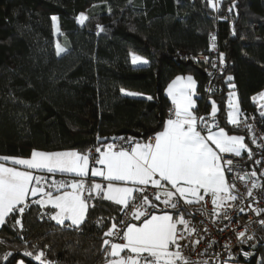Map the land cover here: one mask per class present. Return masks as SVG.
<instances>
[{"label":"trees","instance_id":"16d2710c","mask_svg":"<svg viewBox=\"0 0 264 264\" xmlns=\"http://www.w3.org/2000/svg\"><path fill=\"white\" fill-rule=\"evenodd\" d=\"M82 12L88 19L80 25ZM211 41L227 63L222 72L195 60ZM57 45L64 49L59 56ZM132 53L148 63L133 65ZM178 74L196 81L193 113L244 134L251 152L246 133L227 122V101L235 91L241 112L260 116L253 97L264 90V0H0V157L85 152L122 134L146 141L163 127L165 88ZM90 193L79 226L57 224L53 208L31 198L23 215L20 207L8 214L0 226V264H40V253L53 264L106 262L104 231L120 208ZM256 238L264 264V225Z\"/></svg>","mask_w":264,"mask_h":264},{"label":"snow or ice","instance_id":"6c2138e0","mask_svg":"<svg viewBox=\"0 0 264 264\" xmlns=\"http://www.w3.org/2000/svg\"><path fill=\"white\" fill-rule=\"evenodd\" d=\"M232 7L235 8L237 5L233 3ZM231 10L230 8L229 11ZM51 19L53 26L56 27L57 17L53 16ZM76 19L80 25H83L88 17L80 13ZM63 51L64 49L57 45V55L59 56ZM223 60L224 57L221 54V63ZM131 62L133 65L148 63L147 60L136 55L131 57ZM228 79L232 80V77ZM195 89L196 82L191 75L186 78L176 76L167 85L166 93L174 106L172 116L164 123L163 130L149 137L147 142H134V138H121L129 147L110 143L103 149L96 148L95 151L99 154L96 164L101 167H92L91 176L102 177L104 181H107V187L105 189L100 183H95L92 185V191L96 196L102 194L104 200L123 206V209L130 211L133 220L140 222L134 224L125 220L120 221L121 224L126 225L120 237L123 243H113L108 239L103 241L104 245L110 244L111 249L107 252V255L111 257L107 264H191V261L183 255V250L189 247L188 244L181 243L186 237L183 231H178V225H183L187 230L189 222L183 215L178 214L174 217L168 213L157 215L155 212H150V208L158 206L149 200L147 186L151 185L153 189H164L166 183L179 194V197L195 198L194 200L185 199L186 204L203 199L200 195L201 190L205 194H211L213 205L223 202L224 197L220 195L221 193L228 192L230 199H236L230 193V187L234 186H229L225 182L220 163L222 157L211 145H215L219 153L234 154L239 157L241 150L246 149L244 138L228 135L222 127L214 131L203 117H196L192 111L195 107L192 99ZM121 91L125 95H136V93L125 92L124 89ZM234 96L235 93H230V98ZM147 99L152 100L153 97L148 96ZM230 108L228 122L237 125L239 121L234 113L238 114L239 109L231 99ZM216 112L217 107L213 104L212 115L215 116ZM260 116L264 117V111L260 112ZM198 121L207 129L206 135L198 129ZM249 156L251 157L250 151ZM91 158V155L77 151L37 150L31 152L30 158L0 157L2 161H10L12 165L25 169L7 167L4 163H0V224L5 222L7 214L14 213L19 205L25 204L29 193L32 196L39 193L42 197H47L46 203L57 210L51 216L57 224L63 225L65 221H70L73 226L81 225L86 218L87 200L92 195L89 193V196L85 197L84 182L73 180L70 184L61 183L56 186L54 181L53 186L59 193L54 195L51 191L44 189L41 185L42 177L34 175V171H46L50 174L70 173L77 177H85L90 168ZM227 163L230 165L231 160ZM255 174L252 173V175ZM62 189L65 190L62 191ZM175 193L166 189L162 193L155 192V200L161 201L165 207L178 209L179 202L172 200ZM161 195L164 197L163 200ZM37 203L43 205L45 201L40 200ZM18 210L23 215L24 208L20 207ZM16 223L19 224L20 221L17 220ZM115 234L116 224L113 223L105 235ZM244 236V232L238 234V237ZM173 248L175 250H171ZM125 250L129 254L122 256ZM23 255L31 257L33 253L25 252ZM42 256L43 253L35 255V260L40 264H44Z\"/></svg>","mask_w":264,"mask_h":264},{"label":"built area","instance_id":"2783aa9c","mask_svg":"<svg viewBox=\"0 0 264 264\" xmlns=\"http://www.w3.org/2000/svg\"><path fill=\"white\" fill-rule=\"evenodd\" d=\"M211 37L212 32L208 33ZM207 57V59H206ZM195 60L207 68L209 71H224L227 68V63L220 61L218 47L211 41L209 49L206 52H201L195 55ZM215 65V67H213ZM209 72V73H210ZM207 89L209 83L204 85ZM174 108L170 105L165 109V119L172 116ZM195 115V114H194ZM198 118L200 116L195 115ZM213 130L221 127L218 118L211 120L205 119ZM239 123L235 125L238 131L245 132L252 142L251 157H244L242 154L236 157L234 154H223L220 163L226 171L227 181L230 187V193L236 199L228 197L218 205H212L208 199H205L203 205L194 206L183 203L178 193L171 189L170 185L165 183L164 189H153L151 185L147 186V194L149 200L158 207L150 208V212L155 211H170L176 213V216L183 215L187 220L188 228L184 229L183 225H178V231H183L186 239L181 241L182 244H188L189 247L183 250V255L191 261V264H226V263H245V264H260L263 260L262 252L258 250V242L256 238L257 230L264 225V129L262 119L254 112H241ZM198 129L202 133H207V129L198 121ZM152 137V136H150ZM121 138H132L129 134H122L115 140L106 142L102 145L88 147L85 151L86 155H91V163L94 164L99 157L96 153V148L103 149L106 144L114 143L117 146L129 147ZM149 137L147 138V140ZM146 140V141H147ZM231 160V164L227 163ZM247 160L252 161L250 167L247 165ZM259 162V163H258ZM252 173H256L252 175ZM45 185L48 188H54L61 181L58 177H45ZM86 196L92 191V184L85 180ZM102 188L103 183H100ZM171 190L175 194L172 197L173 202H179L178 209L165 207L158 200H155V192H163ZM251 193V194H249ZM164 197L161 195V200ZM134 221L131 218L130 211L120 209L116 224V234L106 236L105 233L111 229L104 231V236L110 242L122 243L120 238L123 235V230L126 225L120 221ZM194 229V231H193ZM240 232H244V237H238ZM191 233V234H189ZM251 237V239H249ZM199 241V243H196ZM256 246L254 250L253 247ZM171 250H175L174 248ZM255 258L254 263H249V260ZM45 264H53L51 261L43 260Z\"/></svg>","mask_w":264,"mask_h":264},{"label":"crops","instance_id":"0c3cea01","mask_svg":"<svg viewBox=\"0 0 264 264\" xmlns=\"http://www.w3.org/2000/svg\"><path fill=\"white\" fill-rule=\"evenodd\" d=\"M133 55L139 56V57H141L142 59L146 60L144 57H142V56H140V55H138V54H134V53L131 54V57H132ZM141 65H142V64H141ZM189 75H191V74H186V75L178 74V75H176V76H182V77L186 78V77L189 76ZM176 76H175V77H176ZM191 76H192V75H191ZM175 77L172 78V80H174ZM192 77H193V76H192ZM193 79H194V77H193ZM172 80H171L169 83H171ZM194 81H195V79H194ZM195 82H196V81H195ZM169 83H168V84H169ZM168 84H167V85H168ZM196 86H197V85H196ZM166 88H167V86H166ZM166 88H165V94H166V96H167ZM124 90H125V92L136 93V95H134L135 97H145V98H147V97L149 96V95H147V94L138 93V92L131 91V90H127V89H124ZM122 93H123V92H122ZM230 93H235V91H230L229 94H228V101H227V102H228L227 122H228V113H229V111H231V108H230V99H231V101H234V102H235L236 107L239 109L238 114H237V113H234L235 118H236L237 120H239V117H240V115H241V110H240V108H239V103H238L237 95H236V93H235V96H236V97H231V98H230ZM123 94H124V93H123ZM195 94H196V89H195ZM261 94L264 95V90H262L261 92L256 93V94L254 95V97H253V100L257 103V107H258V108H260V107L262 106V102L260 101V96H261ZM124 95H125V94H124ZM127 96H129V95H127ZM194 96H195V95H193V97H192L193 100H194ZM167 98H168V100H169V102H170V105L174 108V106L172 105V102H171V98L168 97V96H167ZM193 102H194V101H193ZM166 120H167V119H166ZM166 120H165V122H166ZM165 122H164V123H165ZM228 123H229V122H228ZM229 124H230V123H229ZM230 125H232V124H230ZM163 126H164V124H163ZM233 126H234V125H233ZM221 127L225 129V131H226V133H227L228 135H237V136H241V137H243V138H244V141H243V142H244L245 145H246V149H242V150H241V154H244V153H246V152H249L250 147H249V144H248V142H247L246 137H245L244 134H242V133H240V132H229L224 126H221ZM221 127H220V128H221ZM162 130H163V127H162L159 131H162ZM218 130H219V129H216V130H214V131H218ZM202 134H205V135H206L207 133H202ZM152 136H154V135H152ZM135 142H141V143H143V142H147V141H145V140H141V141H139V140H138V141H135ZM211 147H212L215 151H217V153H218L219 155L221 154V153H219V150L215 148V145H211ZM37 151H42V150H37ZM53 151H77L78 153H81V154H85V155H86L85 152H83V151H81V150H78V149H65V150H53ZM53 151H43V152H53ZM30 155H31V153H30ZM30 155L27 156V157H20V156H13V157H15V158H30ZM98 158H99V157H98ZM98 158H97V159H98ZM0 163H4L5 166H7V167H17V168H19L20 170H25V169H23L21 166H15V165H12L10 161L5 162V161L0 160ZM89 164H90V168H89L88 174H87L85 177H77V176H75L74 174H70V173H59V172H57V173H51V174H50V173H47L46 171H41V172H35V171H34V175H39V176H41V177H42V179H41V185L44 187V189H45L46 191H51L54 195H58L59 193L56 192L55 187H54V188H48V187H46V185H45V180H44V178H45L46 176H47V177H58V178L60 179L61 182H60L58 185H56V186H59L61 183H67V184H70V183L73 182V180H76V181H82V182H84L85 180H88V181L91 182L92 185L95 184V183H103V184H104V187H103V188L106 189V187H107V181H104L102 177H92V176H91V168H92V167L100 168L101 166L98 165V164H96V162H95L94 164H92V163H91V160L89 161ZM221 168H222V170H223V172H224V175H225V182H226V184L228 185L226 171L223 169L222 166H221ZM33 183H35V182H33ZM63 190H65V189H62V191H63ZM66 190L71 191V189H66ZM200 195L203 197V199L199 200L198 202H193L192 204H187V205H197V206H201V205H203L205 199H208V200L211 202V204L213 205L211 194H205V193H203V190H201ZM220 195L223 196V197H224L223 200H225V199L228 197V192L221 193ZM30 198H31V199H34L36 202H37V201H40V200H43V201H45V203H44L43 205H41L40 203H38V204H40L41 206H48V207L53 208L51 204L46 203V201H47V197H42L39 193H38L36 196H32L31 193H29V196L27 197L26 201H27L28 199H30ZM181 199H182L183 203H185V202H184L185 199H193V200H194L195 198H193V197H184V198H181ZM185 204H186V203H185ZM23 205H24V204H23ZM23 205H19L18 207H21V206H23ZM122 207H123V206H119L120 209H121ZM56 211H57V210L53 208V212H52L51 216L54 215V214L56 213ZM165 213L171 214V215H173V216L175 217L177 212L174 213V212H170V211H155V214H157V215H162V214H165ZM7 215H8V214H7ZM7 215H6V216H7ZM53 221H54V220H53ZM55 222H56V221H55ZM65 222H69V223H70V221H65ZM129 223L139 224L140 222L134 220V221H131V222H129ZM70 224H71V223H70ZM0 226H1V224H0ZM125 228H126V226H125ZM125 228H124V230H125ZM122 243H123V242H122ZM110 250H111V249H110V244H109V252H110ZM128 254H129L128 251L125 250L121 255H122V256H126V255H128ZM145 255H146V254H145ZM109 259H111V257H109ZM109 259H108V260H109ZM108 260H107V261H108ZM107 261L104 262V263H102V264H107ZM16 264H18V262H17ZM226 264H245V263H226Z\"/></svg>","mask_w":264,"mask_h":264},{"label":"rangeland","instance_id":"374dc122","mask_svg":"<svg viewBox=\"0 0 264 264\" xmlns=\"http://www.w3.org/2000/svg\"><path fill=\"white\" fill-rule=\"evenodd\" d=\"M83 13V12H82ZM85 14V13H84ZM234 97H236V96H234ZM260 101L262 102V106L259 108L260 109V112L261 111H264V95H262L261 94V96H260ZM233 103H235L234 101H232ZM21 262L22 261H18V264H21ZM22 264H24L23 262H22Z\"/></svg>","mask_w":264,"mask_h":264},{"label":"water","instance_id":"95a60500","mask_svg":"<svg viewBox=\"0 0 264 264\" xmlns=\"http://www.w3.org/2000/svg\"><path fill=\"white\" fill-rule=\"evenodd\" d=\"M185 63H191V64H192V63H193V61H192V60H190V59H188V60H187ZM253 249L255 250V249H256V246H254V247H253Z\"/></svg>","mask_w":264,"mask_h":264}]
</instances>
